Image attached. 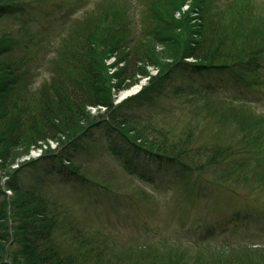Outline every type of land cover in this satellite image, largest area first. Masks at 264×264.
Listing matches in <instances>:
<instances>
[{
	"label": "trees",
	"instance_id": "obj_1",
	"mask_svg": "<svg viewBox=\"0 0 264 264\" xmlns=\"http://www.w3.org/2000/svg\"><path fill=\"white\" fill-rule=\"evenodd\" d=\"M66 2L75 7L84 0H56L54 6ZM45 3L54 0H0V264H264V245H118L79 225L45 189L53 173L91 183L76 158L99 130L139 179L154 180L140 167L145 159L183 175H209L230 193L241 186L264 198V114L248 105L241 89L264 84V1H96L80 17L71 21L68 15V34L55 47L51 76L35 88L36 74L23 57L32 40L25 16L33 4ZM142 6L150 11L146 17H140ZM20 18V29L1 31L7 19ZM138 21L141 32L135 36ZM214 71L231 74L223 90L240 95L212 99L221 90L216 83L194 91L208 97L194 111L205 113L199 129L143 124L131 112L160 95L176 74L206 77ZM144 79L148 84L138 95L115 104V92ZM34 151L41 156L34 158ZM55 163L62 165L58 171ZM37 168L42 175L25 182Z\"/></svg>",
	"mask_w": 264,
	"mask_h": 264
},
{
	"label": "rangeland",
	"instance_id": "obj_2",
	"mask_svg": "<svg viewBox=\"0 0 264 264\" xmlns=\"http://www.w3.org/2000/svg\"><path fill=\"white\" fill-rule=\"evenodd\" d=\"M96 1L100 0H84L75 7L66 2L63 8L54 6L57 5L56 0L54 4L45 3L44 6L33 4L35 8L25 16L32 40L23 57L36 74L35 88L51 76L50 62L54 58L55 47L68 34V15L71 14L72 21ZM142 8L140 17H146L150 11L144 6ZM150 21H146L144 26L149 25ZM23 24L22 18L15 21L7 19L1 25V31H9L10 25L12 29H20ZM141 24L138 21L133 28L135 36L141 32ZM113 61L110 60L108 65ZM212 73L206 77L199 74H176L160 95L151 102L134 105L131 112L143 124H156L166 129L189 126L199 129L205 124V113L197 116L194 111L204 107L208 97L194 91L198 92L206 84L216 83L221 90L216 97L211 96L212 99L219 97L231 100L240 95L237 89V96L223 90L230 83L225 78H231V74L217 71ZM261 81L264 82V74ZM146 84L148 80L144 79L134 87L141 86V90ZM131 89L115 92V104L133 97L131 95L125 100H119L121 94ZM241 89L246 91L248 105L264 114V84L252 89L242 85ZM211 118L208 117L209 120ZM87 141V148L76 160H79V165L91 183L84 186L53 173L54 176L50 177V183L45 188L49 195L68 207L72 219L79 225L100 231L102 236L112 239L118 245L168 242L191 250L206 245L217 248L228 242L236 247L264 245V198L249 194L241 186L237 187L236 194L230 193L226 188L210 182L212 179L209 175L192 172L183 175L174 167L150 164L145 159L140 167L154 180H142L126 170L123 161L118 160L113 153L112 143L105 134L96 130ZM34 154L32 156L38 158L41 152ZM54 165L56 171L62 167L60 163ZM40 171L37 168L34 173H28L24 181L34 182L39 174L42 175Z\"/></svg>",
	"mask_w": 264,
	"mask_h": 264
},
{
	"label": "bare ground",
	"instance_id": "obj_3",
	"mask_svg": "<svg viewBox=\"0 0 264 264\" xmlns=\"http://www.w3.org/2000/svg\"><path fill=\"white\" fill-rule=\"evenodd\" d=\"M140 88H141V86L134 87L130 91H127V92L121 94V96L119 97V100H123V99L127 98L128 96L136 94L140 90Z\"/></svg>",
	"mask_w": 264,
	"mask_h": 264
}]
</instances>
